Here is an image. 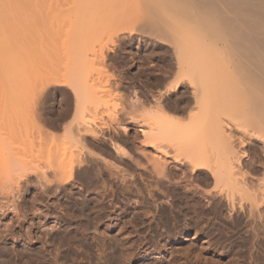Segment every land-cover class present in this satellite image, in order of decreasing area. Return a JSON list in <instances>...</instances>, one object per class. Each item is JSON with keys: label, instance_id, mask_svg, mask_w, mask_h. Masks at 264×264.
Wrapping results in <instances>:
<instances>
[{"label": "bare ground", "instance_id": "1", "mask_svg": "<svg viewBox=\"0 0 264 264\" xmlns=\"http://www.w3.org/2000/svg\"><path fill=\"white\" fill-rule=\"evenodd\" d=\"M5 5L22 12L26 21L42 23L48 31L44 34L57 40L62 74L56 82L72 90L76 106L65 135L46 143L49 175L37 173L21 158L20 147L14 148L9 128L16 117H25L44 132L36 113L45 88L0 89V192L20 193L22 185L30 183V170L42 178L41 191L46 194H61L81 179L105 185L110 181L113 187L119 183L123 191L134 186L152 203L175 194L180 211L170 218H188L187 225L196 229L192 239L207 229L200 227L203 220L223 218L228 209L248 227L243 242L248 264H263L264 0H0V6ZM135 38L141 52L148 54L143 84L159 89L152 96V108L143 109L142 126L147 128L140 129L139 142L144 148L139 146L133 157L112 138L114 152L108 146L105 151L112 161L86 148L87 133L91 138L103 135L92 115L105 105L102 94L111 92V82L103 92L91 82L93 73L100 75V62L111 63L120 55L127 65L134 57L128 47ZM132 101L142 104L137 97ZM17 108L27 109V117L24 111L17 114ZM113 187L107 184L98 196L109 191L115 195ZM83 196L77 198L80 207L91 209L89 198ZM205 197L212 199L211 207L202 203ZM23 213L17 214L18 223L27 218ZM204 251L188 252L183 264H220L213 259L218 251L211 257ZM136 255L142 251L127 253L129 258Z\"/></svg>", "mask_w": 264, "mask_h": 264}, {"label": "rangeland", "instance_id": "2", "mask_svg": "<svg viewBox=\"0 0 264 264\" xmlns=\"http://www.w3.org/2000/svg\"><path fill=\"white\" fill-rule=\"evenodd\" d=\"M10 9L6 5L0 6V89L31 87L45 88L46 91L36 113L37 124L42 126L44 132L37 130L32 121L25 117L26 120L21 117L18 120L20 123L16 125L18 122L16 117V123L14 121L13 127L9 128L10 140L13 141L14 148L20 147L23 151L20 157L35 168L37 173L45 171L49 175L50 170L45 162L46 143L65 135V127L74 116L76 99L68 86L56 82L62 74L58 63L57 40L44 34L47 29L42 27V23L26 21L22 12L14 13ZM132 45L128 47V51L132 52L131 56L134 54V57H130L132 61L127 62V65H124L126 62L123 64L120 55L117 56L118 59L116 57L110 60L113 65H108L110 68L107 66L108 63L111 64L110 62H103L106 67L100 60L101 65L97 61L101 71L100 75L93 73L95 74L93 78L98 77L99 80L97 78L96 82L93 79L95 82L92 80L91 83L103 92L109 88L111 82V94L103 93L105 105L101 104L97 112L93 109L94 115L91 113L98 129L102 128L103 135L95 139L97 137L91 138V134L87 133L88 142H85L89 151L103 152L104 155L106 149L110 148L108 151L114 152L112 138H115L113 141L118 140L117 143L133 157L140 152L139 146L143 147L142 140L139 142L140 129L144 123L143 109L152 108V96L156 95L159 88L143 84L147 74L148 63L145 61L148 54L141 52L137 46V38L133 40ZM150 60L157 62L158 58L152 57ZM133 97L140 98L142 104L135 106ZM22 109L14 112L21 115L20 112L24 111L25 114L22 115L27 117L28 112L25 111L27 109ZM74 128L73 133L78 134ZM143 128H147V125ZM91 140L97 144H93ZM99 143L106 144L103 147L98 145ZM102 147L105 148L104 151ZM20 149L17 151L20 152ZM146 151L151 150L147 148ZM104 156L115 161L108 153ZM121 166L124 167L122 164ZM97 170L95 169L98 173ZM101 171L102 168L99 172ZM36 172L29 170L30 183L22 185L20 193L16 194L12 189L0 192V264H183L185 254L192 251L199 253L201 249L207 251L208 257L218 251L219 256H213L214 263L238 264L240 261L242 264H248L250 261L243 243L248 227L235 220L233 211L224 210L222 212L224 217L221 215L223 218L210 217L213 220L207 219L209 216H206L201 223L208 222L205 226L200 224V227L207 229L192 239L196 229L192 224L193 228L191 225L188 226V218H180L177 221L170 218L180 211L181 203L177 202L175 194L152 203L146 201L145 195L139 194L134 186L129 189L130 191H123L119 183L113 187L110 181H106L116 190L115 195L108 190L109 192L106 191L107 193L99 197V192L105 190L103 188L107 187V184L101 181L92 183L90 179H84L85 181L81 179L82 182L72 184L61 194L57 192L46 194L41 191L43 180L36 177ZM179 186L185 188L184 182ZM183 189L181 191L185 190ZM85 194L87 199L89 198L91 206L89 210H82L77 200ZM202 203L206 207L213 204L209 197L203 198ZM19 212L21 215L26 212L23 214L27 216L21 223L17 221ZM221 224L228 225L226 226L228 228L224 229L226 227ZM222 227L224 230H221ZM100 242L104 244L103 247ZM139 250L142 251V255H139L141 257L127 256L129 251ZM244 259L246 261H242Z\"/></svg>", "mask_w": 264, "mask_h": 264}]
</instances>
